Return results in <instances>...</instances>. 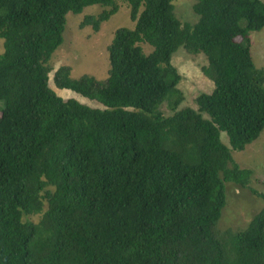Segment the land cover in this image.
I'll return each instance as SVG.
<instances>
[{
    "label": "trees",
    "instance_id": "16d2710c",
    "mask_svg": "<svg viewBox=\"0 0 264 264\" xmlns=\"http://www.w3.org/2000/svg\"><path fill=\"white\" fill-rule=\"evenodd\" d=\"M118 1L0 0V264H264V194L227 246L215 232L224 183L244 188L252 174L231 152L264 130L250 49L264 0H195L193 24L173 0H127L134 27L114 31L107 77L73 78L66 65L52 76L103 108L62 98L49 62L66 14L99 5L80 23L97 32ZM180 47L206 58L213 83L197 110L178 109Z\"/></svg>",
    "mask_w": 264,
    "mask_h": 264
},
{
    "label": "rangeland",
    "instance_id": "374dc122",
    "mask_svg": "<svg viewBox=\"0 0 264 264\" xmlns=\"http://www.w3.org/2000/svg\"><path fill=\"white\" fill-rule=\"evenodd\" d=\"M174 13L182 24H193L198 15L193 10L195 0H173ZM119 9L107 21H104L97 32L91 26L80 27L85 15L97 14L102 10L99 5H90L84 8L82 13L66 14V23L63 31V42L54 51L50 59L52 71L49 74L50 87L62 98H76L80 102L92 107L103 108L101 103L79 95L68 89H58L54 86L52 76L54 70L66 65L71 68V77L78 78L88 74L97 80H104L108 75L109 60L107 45L110 43L114 31L125 27L132 29L134 22L129 18V3L127 0L118 1ZM3 40L0 39V53ZM145 53L152 47L141 43ZM250 49L256 68L264 69V27L259 31L250 32ZM207 63L202 54H189L182 47L172 55V64L181 75L178 88L183 93V100L178 109L190 107L198 109L196 97L200 93H209L213 89V83L203 75L201 67ZM1 106V103H0ZM164 116L172 115L167 102L159 107ZM203 117L208 116L202 113ZM222 142L228 144L224 133L220 136ZM233 159L241 168L252 170L247 187L234 185L232 182L224 183L225 205L215 226L216 234L223 236L222 242L229 244L230 233L244 229L252 217L261 209L263 201L256 193L264 194V130L258 138L246 145L241 151L231 152ZM39 215H33L31 220L37 221Z\"/></svg>",
    "mask_w": 264,
    "mask_h": 264
}]
</instances>
